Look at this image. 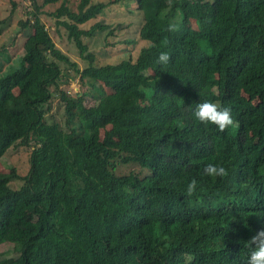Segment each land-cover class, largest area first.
Returning a JSON list of instances; mask_svg holds the SVG:
<instances>
[{
  "label": "trees",
  "instance_id": "1",
  "mask_svg": "<svg viewBox=\"0 0 264 264\" xmlns=\"http://www.w3.org/2000/svg\"><path fill=\"white\" fill-rule=\"evenodd\" d=\"M26 1L24 51L0 65V158L27 147L30 168L0 172V247L18 252L0 264H246L264 227V0H135L143 22L128 43L145 44L115 63L84 38L109 28L111 44L120 27L98 17L119 0ZM77 77L87 89L69 94ZM55 95L62 122L47 118ZM209 100L231 109L223 132L192 114ZM209 163L228 175H204ZM121 164L134 171L119 174Z\"/></svg>",
  "mask_w": 264,
  "mask_h": 264
},
{
  "label": "rangeland",
  "instance_id": "2",
  "mask_svg": "<svg viewBox=\"0 0 264 264\" xmlns=\"http://www.w3.org/2000/svg\"><path fill=\"white\" fill-rule=\"evenodd\" d=\"M17 6L13 9L12 0H0V19H6L4 24V29L2 35L0 36V65L5 68L13 63L12 59H16L17 56L21 55L24 49L22 44L24 41V36L27 34L21 33V21L26 19L27 14L25 13L30 4L26 0H15ZM72 3L78 4L80 0H71ZM94 1H105L109 0H93ZM121 1L110 5L106 8L105 12L99 15L98 20H104L111 29L113 27L119 26L120 29L117 30V35L109 36L108 44L107 36L109 28L103 31L98 30V32L93 37H85L84 40L89 45L91 51L97 56L100 63H106L107 61L118 62L122 58H125V52L123 48L133 49L134 51L139 50V48L145 44V42H139V39L133 41V45H130L128 41L136 39L138 37L137 31L143 22V15L136 9L135 0H126L125 5H120ZM60 5L53 6L51 8L46 7L45 10L53 11ZM57 18L49 16L47 14L43 15V21L50 28V33L53 40L56 42L57 46L63 49L64 52L68 53L72 59L76 60L83 67L86 61H83L80 57L78 48L74 45L72 41L67 38L63 27L57 25ZM95 21V20H94ZM91 22L83 25L89 27ZM196 24H193L195 28ZM137 43V44H136ZM136 54V53H135ZM9 58V60L7 59ZM18 60L14 63L18 64ZM65 90L69 94H79L87 89V83H82L80 77L75 80L68 81L63 85ZM64 102L59 95H55L52 100V106L48 110L47 118L53 121L64 120ZM29 149L27 147H15L10 149L2 158H0V172H8L11 167L15 166L23 174H27L30 168L29 166ZM134 171L133 165L121 164L118 167L117 172L119 174H127ZM4 253L8 257H16L18 252L12 247L10 243L1 245L0 253Z\"/></svg>",
  "mask_w": 264,
  "mask_h": 264
},
{
  "label": "clouds",
  "instance_id": "3",
  "mask_svg": "<svg viewBox=\"0 0 264 264\" xmlns=\"http://www.w3.org/2000/svg\"><path fill=\"white\" fill-rule=\"evenodd\" d=\"M169 31H177L178 26L169 24ZM171 56L167 51L159 52L157 63L166 66L169 64ZM196 120L203 123L205 126L212 124L219 128L221 132L228 129L234 124L229 107H222L212 101H203L196 105L192 113ZM203 174L212 178L226 177L228 170L218 164H207L203 169ZM197 191V181L191 180L185 188V196L192 197ZM247 244L250 248L246 264H264V227L260 228L253 234Z\"/></svg>",
  "mask_w": 264,
  "mask_h": 264
}]
</instances>
